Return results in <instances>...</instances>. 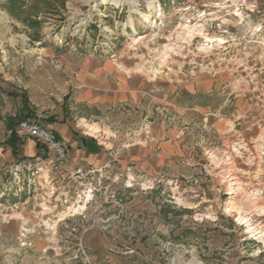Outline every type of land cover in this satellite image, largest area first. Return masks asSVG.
Listing matches in <instances>:
<instances>
[{
  "label": "rangeland",
  "instance_id": "rangeland-1",
  "mask_svg": "<svg viewBox=\"0 0 264 264\" xmlns=\"http://www.w3.org/2000/svg\"><path fill=\"white\" fill-rule=\"evenodd\" d=\"M39 116L112 167L5 143ZM0 146V264H264V0H0Z\"/></svg>",
  "mask_w": 264,
  "mask_h": 264
},
{
  "label": "crops",
  "instance_id": "crops-1",
  "mask_svg": "<svg viewBox=\"0 0 264 264\" xmlns=\"http://www.w3.org/2000/svg\"><path fill=\"white\" fill-rule=\"evenodd\" d=\"M108 74H117V87L114 88L112 93L116 100L121 103L127 102L131 99V95L133 96L137 89L138 85L141 81L138 79L139 75L132 74L131 71L125 69L122 71H116L114 69L113 64L109 66V69H105ZM50 128L57 132V134L65 139L66 141L71 143L72 149L70 151L71 158L68 163V168L72 172H77L79 170L89 169L90 166L93 168L102 166L112 167L111 165V152L107 149H99L97 152L88 151L84 148L78 147V142L72 139L68 133V126L65 123L54 122L50 125ZM96 128L101 130V134H108L109 130L102 124L95 123V126L92 128L95 130ZM18 141L23 137H17ZM8 145V140L5 142ZM76 145V146H75ZM26 148L27 154L25 157H36L38 160L41 158V154L39 152V144L34 139H29L23 148ZM4 149L0 146V156L3 154ZM140 154L134 157V160L140 159Z\"/></svg>",
  "mask_w": 264,
  "mask_h": 264
},
{
  "label": "built area",
  "instance_id": "built-area-1",
  "mask_svg": "<svg viewBox=\"0 0 264 264\" xmlns=\"http://www.w3.org/2000/svg\"><path fill=\"white\" fill-rule=\"evenodd\" d=\"M41 118L39 116L37 120L22 122L11 129L8 134L17 137L28 136L45 146L50 156L48 163L54 171H59L69 160V147L65 140L42 123Z\"/></svg>",
  "mask_w": 264,
  "mask_h": 264
},
{
  "label": "trees",
  "instance_id": "trees-1",
  "mask_svg": "<svg viewBox=\"0 0 264 264\" xmlns=\"http://www.w3.org/2000/svg\"><path fill=\"white\" fill-rule=\"evenodd\" d=\"M13 125L14 124H10V128H12L13 127ZM17 141H18V138H17V136L16 135H14V136H12L11 138H9V140H8V145L9 146H11L13 149L15 148V145H16V143H17ZM96 149V148H95Z\"/></svg>",
  "mask_w": 264,
  "mask_h": 264
}]
</instances>
